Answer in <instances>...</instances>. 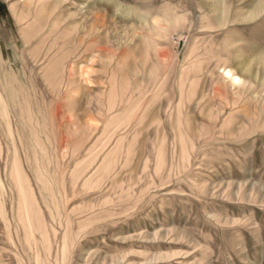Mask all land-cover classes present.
<instances>
[{
    "label": "rangeland",
    "instance_id": "obj_1",
    "mask_svg": "<svg viewBox=\"0 0 264 264\" xmlns=\"http://www.w3.org/2000/svg\"><path fill=\"white\" fill-rule=\"evenodd\" d=\"M93 2L0 0V264H264V3Z\"/></svg>",
    "mask_w": 264,
    "mask_h": 264
},
{
    "label": "bare ground",
    "instance_id": "obj_2",
    "mask_svg": "<svg viewBox=\"0 0 264 264\" xmlns=\"http://www.w3.org/2000/svg\"><path fill=\"white\" fill-rule=\"evenodd\" d=\"M220 1H222V0H208V2H206V3H202L201 4V7L206 11V12H204V14L206 15V14H211V16H212V18L214 17V16H217V22L218 23H223V19H224V16L225 15H227L224 11H226V9H230V7H227V8H225V9H223V13L221 14V12H220V8L221 7H224V2H220ZM224 1H226V2H228V1H230V0H224ZM250 2H252V1H254V2H256V5H260V4H262V3H264V0H249ZM95 5H98V6H101L102 5V0H94V2H93ZM143 5V4H142ZM231 5H232V3H231ZM143 6H145V5H143ZM227 6V5H226ZM123 10L125 11V12H129V11H127L126 9H124L123 8ZM239 12L240 11H234V14L235 15H239ZM136 14V13H135ZM221 14V15H220ZM240 14H241V12H240ZM220 15V16H219ZM234 15V16H235ZM237 15V16H238ZM216 18V17H215ZM215 18H213V19H215ZM226 19V18H225ZM248 48H249V50L250 51H253V52H256V46H252V45H250V46H248ZM227 55H229V53H226ZM236 60H238V56H236V55H234L233 56ZM242 58V57H241ZM260 58V57H259ZM261 60H263L264 61V58H260ZM243 60H245L244 58H242V61Z\"/></svg>",
    "mask_w": 264,
    "mask_h": 264
}]
</instances>
